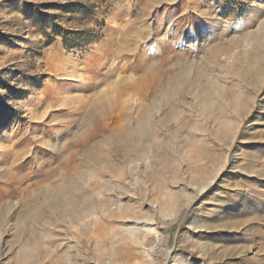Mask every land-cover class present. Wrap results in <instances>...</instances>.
Wrapping results in <instances>:
<instances>
[{
    "label": "rangeland",
    "instance_id": "rangeland-1",
    "mask_svg": "<svg viewBox=\"0 0 264 264\" xmlns=\"http://www.w3.org/2000/svg\"><path fill=\"white\" fill-rule=\"evenodd\" d=\"M0 264H264V0H0Z\"/></svg>",
    "mask_w": 264,
    "mask_h": 264
},
{
    "label": "bare ground",
    "instance_id": "bare-ground-1",
    "mask_svg": "<svg viewBox=\"0 0 264 264\" xmlns=\"http://www.w3.org/2000/svg\"><path fill=\"white\" fill-rule=\"evenodd\" d=\"M129 144H130V143H129ZM129 144H128V145H129ZM126 146H127V145H126ZM131 148H132V146H131ZM126 149H127V148H126ZM127 150H128V149H127Z\"/></svg>",
    "mask_w": 264,
    "mask_h": 264
}]
</instances>
